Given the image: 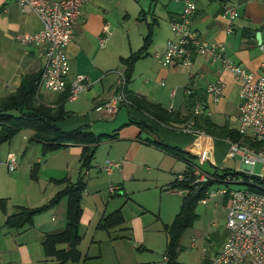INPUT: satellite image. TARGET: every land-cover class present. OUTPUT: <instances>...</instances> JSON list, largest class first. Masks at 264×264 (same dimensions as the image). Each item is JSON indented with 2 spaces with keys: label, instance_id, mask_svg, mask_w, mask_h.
Returning a JSON list of instances; mask_svg holds the SVG:
<instances>
[{
  "label": "crops",
  "instance_id": "crops-1",
  "mask_svg": "<svg viewBox=\"0 0 264 264\" xmlns=\"http://www.w3.org/2000/svg\"><path fill=\"white\" fill-rule=\"evenodd\" d=\"M195 1L194 30L208 41L224 42L233 61L260 74L264 0ZM225 4L239 10L231 34L225 31ZM182 7L179 0H89L83 5L68 47L66 88L60 92L42 90L41 102L69 112L56 123L62 130L83 129L102 140L89 170L82 169V144H66L43 156L42 143L30 140L32 131L28 130V135L17 138L18 133L0 145V264H208L221 250L228 236V195L209 198L207 203L201 198L196 219L180 237L177 255L174 259L168 255V229L192 190L176 187V175L195 167L209 175L221 172V166L232 169L220 151L226 152L232 140L209 134L213 137L212 162H202L191 154L198 135L180 129L191 120L182 116L192 113L195 100H202L207 110L200 115L208 116L213 131L238 130L239 125L241 86L220 62L209 54H194L192 67L163 65L156 59L155 54L163 53L173 38L171 23ZM130 20L133 22L128 25ZM106 24L110 33L101 45ZM42 27L40 17L23 10L17 0H0V101L18 90L25 76L42 72L46 46L20 39ZM149 33L152 41L133 64L127 89L128 95L143 105L123 106L114 118H107L102 106L116 93L119 73L130 68L124 59L142 48ZM191 73L197 76L192 79ZM77 75L87 76L92 85L70 100L67 89ZM219 79L226 84L225 92L218 102H212L207 84ZM190 84L192 93L188 94ZM150 103L172 114L168 123L153 115L152 108L146 107ZM163 144L180 150L183 157L166 151ZM10 153L20 163L13 172L6 163ZM107 160L121 161L122 165L109 174L103 168ZM81 175L87 182L82 197L81 240L72 251L69 240L60 235L67 229L68 197L56 203L52 199L65 185L57 180L77 181ZM219 182L206 190L226 186ZM112 184L119 190L111 193ZM117 211L124 222L111 228L100 226ZM24 213L29 214L26 223L20 220ZM46 240L53 245L50 253Z\"/></svg>",
  "mask_w": 264,
  "mask_h": 264
},
{
  "label": "built area",
  "instance_id": "built-area-1",
  "mask_svg": "<svg viewBox=\"0 0 264 264\" xmlns=\"http://www.w3.org/2000/svg\"><path fill=\"white\" fill-rule=\"evenodd\" d=\"M23 10H31L36 13L43 24L42 29L34 34L21 35L23 42H32L46 47V63L37 82L36 96L42 90L60 92L66 88L67 77L70 72L68 47L74 36V29L80 17L83 5L89 0H17ZM182 3V11L179 17L172 21L173 38L169 40L163 53H157L156 59L163 65H183L192 67L193 55L209 54L214 61H218L221 67L231 71L235 79L240 83V104L237 115L238 131L248 136L263 146L258 150L247 144L229 141L228 157L239 155L243 164L247 167L246 176L239 184L243 187H231L237 178L228 175L225 178H216L207 174L199 167L191 172H180L176 180L185 183L190 190L191 186H200L209 179L220 180L225 183L219 189L206 190L202 198L207 203L209 198L217 195H228L230 203L227 212L226 227L227 239L221 250L210 260L208 264H264V167L263 174H254L257 162L264 164V63L260 74L248 71L240 64L233 61L227 51V46L222 41H208L202 38L193 28V14L197 5L195 0H179ZM223 16L228 25L225 29L231 34L235 28V21L239 17V10L235 5L225 4ZM104 36L100 38L104 45L106 36L110 33V27L106 24L103 28ZM264 52V41L260 46ZM191 78L196 77L191 73ZM201 75V74H200ZM92 85L91 80L85 75H77L72 82L69 99L75 100L79 94ZM226 84L222 79L209 81L207 93L212 102H218L224 95ZM128 80L122 72L118 75L116 93L102 106V113L107 118H114L121 107L131 105L127 93ZM186 93L191 94V84L186 88ZM207 103L195 100L192 113L198 116L205 113ZM198 135L195 141L194 151L191 153L200 161L211 159V143L213 137L204 130L195 127V120L180 128ZM9 170L15 171L19 167V160L15 154L10 153L6 161ZM122 162L107 160L103 168L110 174L120 168ZM257 179V180H256ZM253 188V189H252ZM119 187L112 184L110 192L114 193ZM1 257V254H0ZM167 259V258H166Z\"/></svg>",
  "mask_w": 264,
  "mask_h": 264
},
{
  "label": "trees",
  "instance_id": "trees-1",
  "mask_svg": "<svg viewBox=\"0 0 264 264\" xmlns=\"http://www.w3.org/2000/svg\"><path fill=\"white\" fill-rule=\"evenodd\" d=\"M144 41V45L140 50L132 53L131 56L124 59L125 63L130 67L128 68L127 73H125L128 83L129 79L131 78V69L133 67V64L139 58H141L143 53H145L147 47L152 41V34L149 33ZM40 74L25 76L23 78L22 85L19 87V89L0 101V145L4 142L12 140L18 133L24 130L32 131L30 140H35L42 143L43 156H46L49 153L58 150L66 144H82L84 145V152L82 156V169L89 170L91 160L94 156V151L97 145L102 140V137L95 136L94 134L89 132H85L83 131V129L64 131L56 124L59 120L64 119L69 114V112L65 111V109L61 106L58 108H52L46 105L45 103L41 102V93L38 95V97L36 96L37 82L40 78ZM70 90L71 88L67 89L68 97L70 95ZM128 97L130 98L132 104L136 106L143 105V101L136 100L135 98H132L131 95H128ZM146 107L148 109L152 108L153 115L159 120L165 123L169 122L168 118L171 117L172 114H166V110H164L160 106L150 103ZM184 117L189 119H195V127L200 126L204 129V131L206 130V133L212 134L213 136L217 135V133L222 134L223 137H228L235 142L247 144L257 150L263 146L262 143L255 142L251 138L242 135L236 129L231 130L228 128H224L220 129L221 131L219 132L213 131L211 128H209L212 123L208 116H195L193 115V113L189 112L186 116H182L183 119H185ZM162 147L166 151L173 153L177 157H183L181 156L183 153L172 146L163 144ZM189 172H191L190 169ZM211 175L216 178L223 179L228 175L234 177L235 175H237V173L232 172L230 170H224L221 172L216 171L215 173H211ZM244 176H246L245 173ZM216 181L220 180L211 179L206 183L202 184L198 190H195L193 188L194 186H191L190 189L192 190H190L186 194L183 200L181 211L177 215L173 224L168 229V255L172 256L173 259L175 258L177 252L180 249L179 241L182 233L187 227L192 225V223L197 217L196 206L198 201L205 196V190L212 186ZM258 182L264 183V181L261 180H258ZM56 183L65 185L63 189L59 191L57 195L52 199V202L56 203L63 197H68L69 200L67 229L63 234L60 235H63L65 239L69 240L70 245L73 247L72 251H75L76 245L79 244L81 240L79 228L80 220L83 213L82 197L86 189L87 182L85 178L81 175L77 181L64 179L57 180ZM219 184L221 185L223 183H221L220 181ZM175 186L186 187L187 185L185 183H180L176 180ZM23 216L24 217L21 216L20 220L22 223H26L27 219L29 218V214L24 213ZM15 217L17 218V216ZM122 222H124V217L122 216L120 211H117L116 213L107 217L100 226L104 228H111L120 225ZM45 247L48 253H50L53 249V245L49 244V241L47 240L45 241ZM76 252L78 255V251Z\"/></svg>",
  "mask_w": 264,
  "mask_h": 264
},
{
  "label": "rangeland",
  "instance_id": "rangeland-1",
  "mask_svg": "<svg viewBox=\"0 0 264 264\" xmlns=\"http://www.w3.org/2000/svg\"><path fill=\"white\" fill-rule=\"evenodd\" d=\"M132 22L133 21L130 20L128 25H131ZM28 133H29L28 130L21 131L20 134L17 136V138H22L24 135H28ZM246 137H248V136H246ZM221 139H223V138H221ZM15 140L18 143L19 139H15ZM227 150H229V149H227ZM227 150H226V152H224L225 150L224 151L220 150V151L223 153V156L225 157V161L228 164L232 165V169L230 171L237 173V175H235V177L237 178V182L233 183L232 186L233 187H243L244 185L239 184V182L244 177V173L245 174L247 173V169L242 165V159L239 155H237L235 157H227L226 156ZM221 167L223 168V170H229V169H227L228 168L227 166H221ZM263 167H264V164L262 162H257L255 165V168H254V174H256V175L263 174ZM222 168L220 169L221 171H222ZM199 249H201V248H199Z\"/></svg>",
  "mask_w": 264,
  "mask_h": 264
},
{
  "label": "water",
  "instance_id": "water-1",
  "mask_svg": "<svg viewBox=\"0 0 264 264\" xmlns=\"http://www.w3.org/2000/svg\"><path fill=\"white\" fill-rule=\"evenodd\" d=\"M263 41L261 40V43H262Z\"/></svg>",
  "mask_w": 264,
  "mask_h": 264
}]
</instances>
